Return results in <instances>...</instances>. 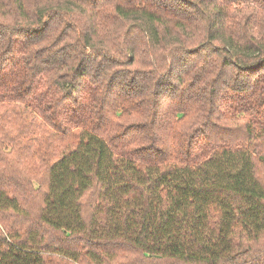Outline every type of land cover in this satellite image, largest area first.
I'll return each instance as SVG.
<instances>
[{
	"label": "trees",
	"instance_id": "1",
	"mask_svg": "<svg viewBox=\"0 0 264 264\" xmlns=\"http://www.w3.org/2000/svg\"><path fill=\"white\" fill-rule=\"evenodd\" d=\"M0 264H264V0H0Z\"/></svg>",
	"mask_w": 264,
	"mask_h": 264
}]
</instances>
